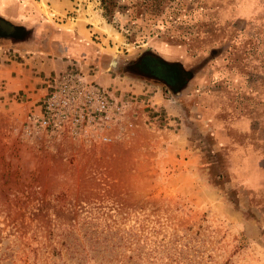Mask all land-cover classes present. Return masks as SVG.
I'll use <instances>...</instances> for the list:
<instances>
[{"label":"rangeland","instance_id":"1","mask_svg":"<svg viewBox=\"0 0 264 264\" xmlns=\"http://www.w3.org/2000/svg\"><path fill=\"white\" fill-rule=\"evenodd\" d=\"M96 2L112 34L61 75L0 35V264H264V0ZM68 74L108 142L38 126Z\"/></svg>","mask_w":264,"mask_h":264},{"label":"crops","instance_id":"2","mask_svg":"<svg viewBox=\"0 0 264 264\" xmlns=\"http://www.w3.org/2000/svg\"><path fill=\"white\" fill-rule=\"evenodd\" d=\"M209 1L210 5L217 4V0ZM223 1L218 3L227 5ZM225 9L219 7L215 14L224 15ZM240 19L245 17L240 16ZM0 20L32 32L33 45L45 48L41 49L42 54H55L49 63L59 75L78 66L82 57L89 59L93 52L96 54L98 40L103 39L104 32L112 34L113 31L96 0H0ZM260 27L248 24L242 31V38L245 34L250 38L251 31L256 33V28ZM253 37L258 38V35L253 34ZM23 44L31 45L28 42Z\"/></svg>","mask_w":264,"mask_h":264},{"label":"built area","instance_id":"3","mask_svg":"<svg viewBox=\"0 0 264 264\" xmlns=\"http://www.w3.org/2000/svg\"><path fill=\"white\" fill-rule=\"evenodd\" d=\"M111 108L102 91L76 75L55 79L44 98L38 126L55 133L65 129L72 139H112L109 119Z\"/></svg>","mask_w":264,"mask_h":264},{"label":"flooded vegetation","instance_id":"4","mask_svg":"<svg viewBox=\"0 0 264 264\" xmlns=\"http://www.w3.org/2000/svg\"><path fill=\"white\" fill-rule=\"evenodd\" d=\"M17 26H13L7 22L1 21L0 20V35L1 37L4 38V36L7 37H12L9 33L10 32H16L18 31ZM12 30V31H11ZM29 40H25V42H28ZM41 49H44L43 47H41ZM96 54L93 52V56H89V60L93 61V59H95ZM81 59H85L84 57H82Z\"/></svg>","mask_w":264,"mask_h":264},{"label":"trees","instance_id":"5","mask_svg":"<svg viewBox=\"0 0 264 264\" xmlns=\"http://www.w3.org/2000/svg\"><path fill=\"white\" fill-rule=\"evenodd\" d=\"M3 38V37H2ZM4 38H6L5 36H4ZM160 66H161V63H160Z\"/></svg>","mask_w":264,"mask_h":264}]
</instances>
